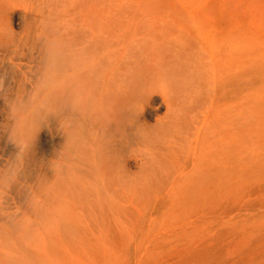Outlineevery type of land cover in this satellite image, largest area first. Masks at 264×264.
Returning a JSON list of instances; mask_svg holds the SVG:
<instances>
[{
  "label": "bare ground",
  "instance_id": "obj_1",
  "mask_svg": "<svg viewBox=\"0 0 264 264\" xmlns=\"http://www.w3.org/2000/svg\"><path fill=\"white\" fill-rule=\"evenodd\" d=\"M114 23L98 0H0V264H66L83 211L157 172L223 185V46Z\"/></svg>",
  "mask_w": 264,
  "mask_h": 264
},
{
  "label": "rangeland",
  "instance_id": "obj_2",
  "mask_svg": "<svg viewBox=\"0 0 264 264\" xmlns=\"http://www.w3.org/2000/svg\"><path fill=\"white\" fill-rule=\"evenodd\" d=\"M98 7L112 11L114 37L200 27L223 46V185L155 173L154 182L83 211L79 232L68 234L78 248L67 245L66 264H264V0H98ZM132 171L144 175L135 161Z\"/></svg>",
  "mask_w": 264,
  "mask_h": 264
}]
</instances>
